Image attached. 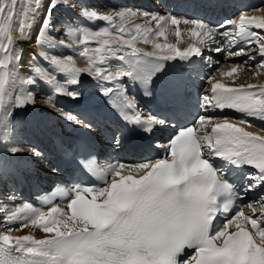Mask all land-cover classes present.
I'll list each match as a JSON object with an SVG mask.
<instances>
[{
  "label": "snow or ice",
  "instance_id": "1",
  "mask_svg": "<svg viewBox=\"0 0 264 264\" xmlns=\"http://www.w3.org/2000/svg\"><path fill=\"white\" fill-rule=\"evenodd\" d=\"M60 6L72 7L67 0H0V152L7 156L42 155L16 141L11 119L15 108L35 104L33 86L38 81L51 86L56 95L73 100L80 92L71 86L79 85L81 75L111 85L101 87L110 107L125 125L150 133L165 121L151 112L144 115L137 98L127 94L125 78L134 85L139 82L144 95H151L154 78L168 62H188L193 55L202 54V47L213 44L217 53L246 56L221 73L233 77V83L234 74L248 68L257 55L261 59L250 66L253 75L264 73V14L242 13L213 26L200 19L132 9L101 15L81 6V17L103 21L105 26L84 31L69 45L64 39L45 38L52 30L54 10ZM256 11L264 12V8ZM37 21L39 46L70 48L73 54L38 53L48 68L33 62L28 73L21 75L22 48L14 34L29 39ZM169 25L174 26L178 40L188 35L196 43L190 41L189 47L180 50L175 44L154 42V37L165 36ZM65 34L71 35V29ZM137 40L152 43L154 50L135 47ZM129 49L131 55L118 54ZM74 56L85 59L88 66L76 67ZM113 59L122 63L113 65ZM62 74L66 78L58 79ZM206 82L209 88L201 94L202 108L230 109L241 118L230 121L228 117L199 115L193 124L180 128L168 142L165 157L154 162L101 165L86 150L79 155L67 150L66 158L79 171L98 174L104 185L75 184L63 193L61 204L46 200L47 211L30 202L17 203L14 192L0 194V215L6 226L0 232V264H264V192L236 208L222 223H214L219 214L236 207L234 201L242 199V194L264 187V127L253 123L264 121V83L228 86L214 76ZM17 83L21 90L13 98L11 89ZM46 99L61 119L92 130L91 121L66 112L52 96ZM209 125L210 132L202 131ZM121 137L117 130L113 142L119 145ZM230 166L254 169L246 174L242 190L233 182ZM3 171L0 160V175ZM14 223L20 229L31 226L52 235L43 239L32 234L13 236L10 225Z\"/></svg>",
  "mask_w": 264,
  "mask_h": 264
},
{
  "label": "bare ground",
  "instance_id": "2",
  "mask_svg": "<svg viewBox=\"0 0 264 264\" xmlns=\"http://www.w3.org/2000/svg\"><path fill=\"white\" fill-rule=\"evenodd\" d=\"M45 2H47V0H45ZM264 8V7H263ZM104 11V10H103ZM117 10H110V8L103 12L101 15H106V14H110L113 13ZM100 14V13H99ZM246 16H256L254 15V13L252 14H248V13H243ZM264 14V12H263ZM262 15V14H259ZM178 18V17H177ZM83 19V18H82ZM180 19V18H178ZM37 23L36 22L35 26L32 28L31 31V37L29 39H20L18 34H14V39L17 40L19 42V48H22V62L20 64L21 65H25L27 64L26 60H28V58H33L36 59L34 62L35 64H38L44 68H48V65L45 63L44 60H42L40 58L39 55H37L38 53L41 52H49V53H53L56 54L58 56H67V55H72V51H70V49H65L63 50V47H52L51 45H44L41 46L42 48L40 50H31L32 48V38L34 36V34L36 33V29H37ZM81 24V23H80ZM79 24V25H80ZM93 25H88L83 21L82 24V28L80 31V35H82V33L86 30H95L98 29L100 27L105 26V22L103 21H93L92 23ZM153 27H155V25H153ZM181 28H183L184 26L181 25ZM154 42L157 43H169V44H175L176 47L180 50H184L185 48L190 46V41L191 44H195L196 41L195 40H191V38L188 35L185 36H181L179 38V40L175 37L174 35V26L169 25L166 31L165 36L163 37H154ZM198 39V38H197ZM215 45V44H214ZM95 46V45H93ZM135 47L143 50V51H153V45L152 43H145L143 40H137L135 42ZM47 49H46V48ZM204 48L202 47V52H203ZM129 53H131V50L129 49L128 51ZM29 54H33V56L29 55ZM118 54H124V53H118ZM194 60L191 61L190 67H193L194 69L198 70L201 64V60L199 59L200 55H193ZM74 61H75V66L78 68H86L88 66L87 61L83 58H80L78 56H74ZM200 62V63H199ZM112 64H119L122 63L121 61H118L117 59H113L111 60ZM33 64V62H30L28 64L29 68L30 65ZM20 66L18 67V73L23 75V74H27L28 71L26 70V68L20 69ZM232 67V66H231ZM230 65L227 64L224 65L222 68L218 69V70H214L211 69L209 67H207L209 69V73L212 74L211 76L216 77L221 83H224L228 86H236L239 84H247V83H252V84H259V83H264V73H261V75H254V79H250V81L247 80H241V77L238 80V76L239 74L236 73L234 74V78H235V82L233 83V77H224L221 76L222 72H227L231 69ZM203 70L204 67H201ZM207 71V70H205ZM253 74V73H252ZM66 78V74H62L60 76H58V79H65ZM108 86L107 84H102L101 82L92 79L90 76L84 74L80 76V83L77 86H71L76 88L79 92H80V97L78 99H76L77 101H74L73 99H71L70 97L67 96H58L54 93V91L52 90V87L47 85L45 82L43 81H38L37 87L38 90H40L43 93H47L48 96H52L53 100L57 101V102H61V103H65L69 106H74L76 108H81L83 109H89L91 107H96V106H100V101L98 99V97H95L94 91H99L101 90V87H106ZM23 87H28L27 85H24ZM12 93H13V98L15 97V95L21 90V85L19 83L15 84L12 86ZM89 94H92V96H90ZM48 109H52V107H50L49 102H48ZM40 112L45 114L46 116H48V124L47 126L49 127H55V121L53 120V118L47 114L46 111L44 110H40V108L35 107V104H29L24 108H15L13 111V116L11 117L15 128H16V138H18L20 134V132L23 133H28L30 131V129L32 128V131L37 132V128H35L36 125L40 124L39 120H36L35 118H29L26 115L30 112L32 113H36ZM26 117V118H24ZM80 119H83V117L80 116ZM223 118H220V120H222ZM232 119H230L231 121ZM214 121V120H213ZM43 122H45V120L43 119ZM217 122H219V120H217ZM207 132L211 131V128H206L205 129ZM246 130L249 131H254V132H259L258 128H247ZM55 131V129L53 130ZM47 135V133H45ZM21 155H18L16 157H10L7 156L5 153L0 152V160H2L3 165H4V171L3 173H6L7 171H11L13 173L17 172V169L19 168V166L17 165L18 163V159L20 158ZM20 194V193H19ZM47 211V210H45ZM2 212V211H1ZM5 225L3 224V218L2 215H0V232L5 230ZM10 227L13 229V231L11 232V235L13 236H20V235H28V234H32L35 238L37 239H43L46 236H51V233H44L42 230H40L39 228H32L31 226L29 228H23L20 229L19 224L18 223H14L12 225H10Z\"/></svg>",
  "mask_w": 264,
  "mask_h": 264
},
{
  "label": "rangeland",
  "instance_id": "3",
  "mask_svg": "<svg viewBox=\"0 0 264 264\" xmlns=\"http://www.w3.org/2000/svg\"><path fill=\"white\" fill-rule=\"evenodd\" d=\"M106 1H109V0H83V2H81V0H67V3L71 4L72 7H68L69 8V12L68 13H65L63 10L61 11H57V10H54V15H53V20H52V26H57L56 31L60 32L58 34H54L53 36L56 38V41H59V35L62 36V38H67V40H74L76 38V35H75V32L73 31V28L74 26L75 27H78L77 29V32L79 33L80 35V31H81V28H82V24H83V21L88 24V25H93V21H89V20H86L85 18L81 17L79 15V12L81 10V6H84V7H87L89 8L90 10H99L100 7L104 5V3ZM109 9V8H108ZM104 10V9H103ZM101 10L100 14H102L103 12L107 11V10ZM59 13V14H58ZM73 14V15H72ZM99 14V13H98ZM104 14V13H103ZM83 18V19H82ZM90 22V23H89ZM78 23L80 24L78 26ZM63 27L65 30L62 31V28ZM67 29H71V32L72 34L71 35H64V33L66 32ZM62 31V32H61ZM81 36V35H80ZM78 36V38L80 37ZM182 36H185V35H182ZM63 38V39H64ZM65 41V39H64ZM93 46V45H92ZM63 49V48H62ZM70 49V48H68ZM71 50V49H70ZM31 56H33V54H29ZM209 58V56H207ZM254 76V75H253ZM34 87V86H33ZM36 89L38 90V87L35 86ZM38 92L40 93H43L41 92L40 90H38ZM45 94V93H44ZM38 95V94H36ZM42 100L44 101V103H42V101L40 100H36L38 102V105H40L39 103H42V104H45L46 102V96L43 95L42 97ZM35 102V104L37 103ZM48 104V102H47ZM46 104L47 108H48V105ZM42 106V105H40ZM53 113H55L56 115H58V113L54 110L52 111ZM68 112V111H66ZM71 113V111H70ZM59 116V115H58ZM60 121V120H59ZM35 149H40L39 147H35L33 146ZM33 175V172H32V168H26L25 169V174H24V179H27L29 176ZM13 181V178H11V184ZM16 189V187H15ZM16 201H17V198H16ZM2 211V209H0V212Z\"/></svg>",
  "mask_w": 264,
  "mask_h": 264
}]
</instances>
